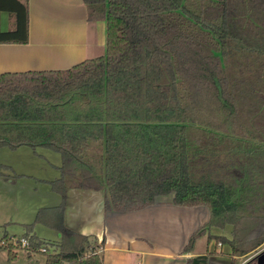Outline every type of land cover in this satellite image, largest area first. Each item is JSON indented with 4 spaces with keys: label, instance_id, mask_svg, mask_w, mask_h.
<instances>
[{
    "label": "trees",
    "instance_id": "trees-1",
    "mask_svg": "<svg viewBox=\"0 0 264 264\" xmlns=\"http://www.w3.org/2000/svg\"><path fill=\"white\" fill-rule=\"evenodd\" d=\"M82 1L88 22H106L105 56L0 75V149L62 157L49 182L61 204L39 209L20 237L3 226L0 251L11 261L25 249L44 264H103L104 241L66 226L75 189L103 191L106 213L141 211L170 195L178 207H206L210 219L188 250L229 225L231 239L209 242L228 245L229 264H238L264 245V0ZM2 13L13 25L0 27V44H27L29 0H0V21ZM6 171L0 166L15 182ZM38 225L59 240L37 236Z\"/></svg>",
    "mask_w": 264,
    "mask_h": 264
},
{
    "label": "crops",
    "instance_id": "crops-1",
    "mask_svg": "<svg viewBox=\"0 0 264 264\" xmlns=\"http://www.w3.org/2000/svg\"><path fill=\"white\" fill-rule=\"evenodd\" d=\"M29 8V42L0 44V75L66 70L106 55V22H88L82 0H29ZM12 25L10 15L2 13L1 30L7 32ZM0 179L13 183L6 177ZM55 195L60 205L62 199ZM173 201L174 195L158 197L155 205L141 211L106 213L103 191L73 189L67 197L65 222L69 229L99 244L104 241L98 251L103 264H191L204 256L207 264H229V246L209 242V236L231 239L233 227L208 229L188 250L210 212L206 207H178Z\"/></svg>",
    "mask_w": 264,
    "mask_h": 264
},
{
    "label": "rangeland",
    "instance_id": "rangeland-1",
    "mask_svg": "<svg viewBox=\"0 0 264 264\" xmlns=\"http://www.w3.org/2000/svg\"><path fill=\"white\" fill-rule=\"evenodd\" d=\"M3 165L11 167L13 171L5 173L17 176V179L11 184L0 179V233H3V226L9 224L8 233L17 238L24 233L22 225L35 221L39 209L58 205L56 202L59 200L58 196L52 191L49 182L60 177L62 157L46 149L34 152L29 148L17 150L4 148L0 149V166ZM35 232L47 241L59 240L57 232L44 226H36ZM262 256L264 245L245 256L238 257V264H258ZM45 259L41 253H30L21 249L18 258L11 261L7 257V252L0 251V264H42Z\"/></svg>",
    "mask_w": 264,
    "mask_h": 264
},
{
    "label": "built area",
    "instance_id": "built-area-1",
    "mask_svg": "<svg viewBox=\"0 0 264 264\" xmlns=\"http://www.w3.org/2000/svg\"><path fill=\"white\" fill-rule=\"evenodd\" d=\"M14 243L16 244V240H14ZM20 244L22 246V248H29V241L27 239H22L20 241ZM222 246V244H220V247ZM42 252L46 253V249H42Z\"/></svg>",
    "mask_w": 264,
    "mask_h": 264
},
{
    "label": "water",
    "instance_id": "water-1",
    "mask_svg": "<svg viewBox=\"0 0 264 264\" xmlns=\"http://www.w3.org/2000/svg\"><path fill=\"white\" fill-rule=\"evenodd\" d=\"M259 264H264V256H262L261 258H259Z\"/></svg>",
    "mask_w": 264,
    "mask_h": 264
},
{
    "label": "flooded vegetation",
    "instance_id": "flooded-vegetation-1",
    "mask_svg": "<svg viewBox=\"0 0 264 264\" xmlns=\"http://www.w3.org/2000/svg\"><path fill=\"white\" fill-rule=\"evenodd\" d=\"M259 264V263H258Z\"/></svg>",
    "mask_w": 264,
    "mask_h": 264
}]
</instances>
